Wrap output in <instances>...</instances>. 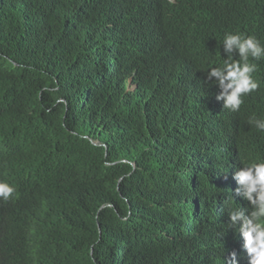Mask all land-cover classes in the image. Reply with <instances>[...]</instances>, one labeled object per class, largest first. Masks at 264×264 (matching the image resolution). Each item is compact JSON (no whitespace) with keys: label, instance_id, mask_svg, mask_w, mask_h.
<instances>
[{"label":"trees","instance_id":"16d2710c","mask_svg":"<svg viewBox=\"0 0 264 264\" xmlns=\"http://www.w3.org/2000/svg\"><path fill=\"white\" fill-rule=\"evenodd\" d=\"M232 30L264 43V0H0V264H247L264 59L237 112L201 83Z\"/></svg>","mask_w":264,"mask_h":264},{"label":"clouds","instance_id":"9594fccd","mask_svg":"<svg viewBox=\"0 0 264 264\" xmlns=\"http://www.w3.org/2000/svg\"><path fill=\"white\" fill-rule=\"evenodd\" d=\"M263 59V41L246 32H226L219 38L213 59L204 63L206 80L201 83L212 99L222 102L223 108L237 112L244 97L260 89ZM249 123L264 132V119L253 118ZM246 150L250 161L230 169L229 178L237 185L234 198L247 202L250 209L229 202L228 228L242 238L247 264H264V150ZM14 191L11 184L0 181V198L7 200ZM225 264H239L236 251L225 256Z\"/></svg>","mask_w":264,"mask_h":264},{"label":"water","instance_id":"95a60500","mask_svg":"<svg viewBox=\"0 0 264 264\" xmlns=\"http://www.w3.org/2000/svg\"><path fill=\"white\" fill-rule=\"evenodd\" d=\"M236 32H238L237 30H232V31H229V33H236ZM252 35V34H251ZM254 36V35H253ZM260 41H261V39H259ZM261 80L262 79H260V83H261Z\"/></svg>","mask_w":264,"mask_h":264},{"label":"bare ground","instance_id":"6f19581e","mask_svg":"<svg viewBox=\"0 0 264 264\" xmlns=\"http://www.w3.org/2000/svg\"><path fill=\"white\" fill-rule=\"evenodd\" d=\"M261 149H262V148L260 147L258 150H261ZM258 150H257V151H258ZM232 166H233V165H232ZM230 180H231V177H230Z\"/></svg>","mask_w":264,"mask_h":264},{"label":"rangeland","instance_id":"374dc122","mask_svg":"<svg viewBox=\"0 0 264 264\" xmlns=\"http://www.w3.org/2000/svg\"><path fill=\"white\" fill-rule=\"evenodd\" d=\"M94 143H96V142H94Z\"/></svg>","mask_w":264,"mask_h":264}]
</instances>
